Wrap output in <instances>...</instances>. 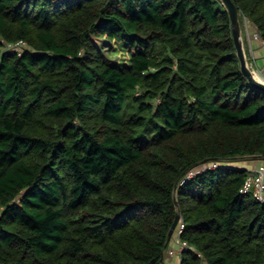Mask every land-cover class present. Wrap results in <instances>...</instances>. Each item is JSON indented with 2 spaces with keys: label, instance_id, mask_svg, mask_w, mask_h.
Wrapping results in <instances>:
<instances>
[{
  "label": "trees",
  "instance_id": "trees-1",
  "mask_svg": "<svg viewBox=\"0 0 264 264\" xmlns=\"http://www.w3.org/2000/svg\"><path fill=\"white\" fill-rule=\"evenodd\" d=\"M234 1L264 40V0ZM253 160L264 90L222 0H0V264H167L178 213L180 264H264Z\"/></svg>",
  "mask_w": 264,
  "mask_h": 264
},
{
  "label": "built area",
  "instance_id": "built-area-1",
  "mask_svg": "<svg viewBox=\"0 0 264 264\" xmlns=\"http://www.w3.org/2000/svg\"><path fill=\"white\" fill-rule=\"evenodd\" d=\"M245 19H247V22L251 23V21L248 18L245 17ZM253 36L257 39H262L261 34H260V32L256 26H255ZM26 45H27V42L25 40H19L15 43H9L7 45V47H9L10 49L21 50ZM249 65H250L254 75L258 79H261L262 81H264V63L261 65H258V66L253 65L252 63H250ZM217 164L218 163L215 162V163H212L210 165L204 166V168L213 167V166H216ZM197 171H198L197 168L190 169L185 174V176L182 178V180L180 182L182 183V182L186 181L188 178H190L194 174H196ZM242 191H244V192L252 191L253 194L258 199L264 201V163H262L260 165L249 167V173H248L246 182L242 188ZM182 229H183V221L180 220L179 226H178L177 230L175 231L174 236L172 237V239L174 241V245H172L170 247V242H169L167 249H166V255L167 254L171 255V256L178 255L181 258L182 252L185 249L190 247L189 243L186 240L181 239V237H180V233H181ZM198 254L201 255L200 252H198ZM202 264H207V262L203 259Z\"/></svg>",
  "mask_w": 264,
  "mask_h": 264
},
{
  "label": "water",
  "instance_id": "water-1",
  "mask_svg": "<svg viewBox=\"0 0 264 264\" xmlns=\"http://www.w3.org/2000/svg\"><path fill=\"white\" fill-rule=\"evenodd\" d=\"M224 3L231 19V26H232V32H233V38L234 42L237 48V54L240 59L241 69L242 72L247 76L249 81L254 84L256 87L264 90V81L261 79H258L247 60V55L245 52L244 47V41L242 36V26H241V20H240V11L237 3L234 0H222ZM181 214L178 213L176 216V219L170 228L167 244L170 242L171 238L174 236L175 231L177 230L180 222Z\"/></svg>",
  "mask_w": 264,
  "mask_h": 264
},
{
  "label": "crops",
  "instance_id": "crops-1",
  "mask_svg": "<svg viewBox=\"0 0 264 264\" xmlns=\"http://www.w3.org/2000/svg\"><path fill=\"white\" fill-rule=\"evenodd\" d=\"M245 21L242 22L241 26L247 60L249 64L252 63L258 66L264 63V41L253 36L255 26L250 23L249 30L248 23H245ZM245 165L252 167L260 164H255V161H248L245 162ZM165 260L167 264H180L181 262V258L178 255L171 256L167 254Z\"/></svg>",
  "mask_w": 264,
  "mask_h": 264
},
{
  "label": "rangeland",
  "instance_id": "rangeland-1",
  "mask_svg": "<svg viewBox=\"0 0 264 264\" xmlns=\"http://www.w3.org/2000/svg\"><path fill=\"white\" fill-rule=\"evenodd\" d=\"M244 21L245 23H248V27L250 30V23L247 22V19H243V22ZM102 42H104V40ZM102 44H103V55L107 61L117 64L127 63L129 59V54L127 51H125L124 49L118 46H115V44L113 43L104 42ZM255 164H259V162L255 161ZM172 245H174L173 239L170 241V247Z\"/></svg>",
  "mask_w": 264,
  "mask_h": 264
},
{
  "label": "bare ground",
  "instance_id": "bare-ground-1",
  "mask_svg": "<svg viewBox=\"0 0 264 264\" xmlns=\"http://www.w3.org/2000/svg\"><path fill=\"white\" fill-rule=\"evenodd\" d=\"M259 77V76H258Z\"/></svg>",
  "mask_w": 264,
  "mask_h": 264
},
{
  "label": "clouds",
  "instance_id": "clouds-1",
  "mask_svg": "<svg viewBox=\"0 0 264 264\" xmlns=\"http://www.w3.org/2000/svg\"><path fill=\"white\" fill-rule=\"evenodd\" d=\"M172 239V238H171Z\"/></svg>",
  "mask_w": 264,
  "mask_h": 264
}]
</instances>
